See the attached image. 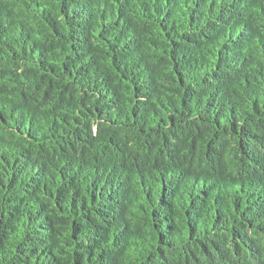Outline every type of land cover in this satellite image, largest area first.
<instances>
[{
    "label": "trees",
    "instance_id": "16d2710c",
    "mask_svg": "<svg viewBox=\"0 0 264 264\" xmlns=\"http://www.w3.org/2000/svg\"><path fill=\"white\" fill-rule=\"evenodd\" d=\"M0 264H264V0H0Z\"/></svg>",
    "mask_w": 264,
    "mask_h": 264
}]
</instances>
